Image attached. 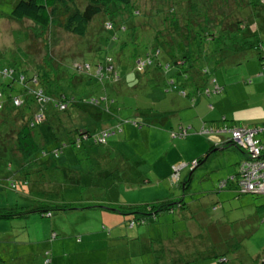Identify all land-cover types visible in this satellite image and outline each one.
Returning a JSON list of instances; mask_svg holds the SVG:
<instances>
[{
    "label": "rangeland",
    "instance_id": "rangeland-1",
    "mask_svg": "<svg viewBox=\"0 0 264 264\" xmlns=\"http://www.w3.org/2000/svg\"><path fill=\"white\" fill-rule=\"evenodd\" d=\"M14 1L0 0V67L17 64L21 47L29 43L26 39L32 23L25 20L22 24L6 17ZM138 2L143 3L141 8L147 9L158 5L159 0ZM51 32L50 49L57 57L85 48L80 39L69 33L53 29ZM44 41L43 38L35 41V60H40L44 53ZM92 49L88 51L91 53ZM109 53L114 55L112 50ZM84 57L89 60V56ZM135 61L131 50H126L118 60L120 81L114 83L119 88V93L113 95L115 116L102 123V127L112 131L106 144L93 145L86 151L71 149V153L67 147L64 154L52 157L57 168H22L27 159L21 162L9 155L0 156V211L9 206L25 210L36 204L44 205L43 202L152 204L169 201L172 186L176 188L178 199L185 193L184 201L192 204L186 209L192 216L186 215L182 221H186L190 229L170 233L162 228V235L160 228H146L157 224L154 220L129 226L127 216L106 208L50 210L51 217L35 211L26 218L13 220L16 222L14 228H5L0 221V230L10 229L0 233V264H50L44 259L45 250L67 264H247L250 262L247 254L258 253L264 248L263 211H257V218L253 208L255 199L258 197L257 202H264V197L240 195L246 202L237 198L221 199L228 186L220 190L218 184L229 178L227 170L229 174L233 172L229 167L233 153L226 149L222 154L212 152L203 166L199 165L192 172L194 179L190 187L187 176L190 157L208 149L206 138L217 133L202 132L203 129H215V123L250 127L264 123V72L255 75L261 71L259 57L255 52H248L215 69L207 62L223 90L197 97L194 87L182 84L186 77L182 69L171 66L166 70L165 60L160 58L164 68L154 70L157 67L154 64L137 72ZM170 78L174 79L177 89H170ZM186 78L185 81H189ZM182 88L186 92L178 91ZM184 131L185 135H179ZM175 133L179 134L173 135ZM228 148H235L239 153L243 151L235 145ZM78 156L80 160H76ZM170 162L175 163H171L170 174L169 171L166 174ZM175 166H182L179 183L171 177ZM24 177L31 181L22 191ZM13 183L16 185L12 188ZM87 214H101L104 224L101 225L99 215ZM168 215L160 213L158 221ZM114 219L121 224L112 227ZM52 222L64 227L55 230L57 238H64L59 246L57 241H47L51 229L47 227ZM212 227L222 230L218 231L219 241H214L209 230H205ZM251 228L259 229L248 236ZM118 231L123 238H119ZM167 234L171 237L164 241ZM230 237L241 238L239 242L236 239L235 245L240 246L236 250L230 249ZM82 238V244L77 247L74 240L79 242ZM34 247L37 250H33ZM236 251L238 255L233 254ZM207 256L213 259H199Z\"/></svg>",
    "mask_w": 264,
    "mask_h": 264
},
{
    "label": "trees",
    "instance_id": "trees-1",
    "mask_svg": "<svg viewBox=\"0 0 264 264\" xmlns=\"http://www.w3.org/2000/svg\"><path fill=\"white\" fill-rule=\"evenodd\" d=\"M139 3L138 0L14 1L6 17L22 24L27 20L32 25L26 39L29 43L21 47L18 63L0 67V156L9 155L21 162L27 159L22 168H57L52 157L64 154L67 147L71 153V149L86 151L93 145L106 144L112 131L102 127V123L115 116L113 95L119 93V88L114 83L120 81L117 65L126 50H131L137 72L154 64L157 65L154 70L164 66L166 70L171 66L182 69L189 80L185 81V77L182 84L194 87L196 97L221 92L223 87L218 85L213 70L248 52H255L259 57L261 71L257 74H263L264 0H163L162 4L159 0L158 5L147 9L141 8L143 3ZM51 29L75 36L85 48L60 57L53 55L48 40L52 38ZM40 38L45 39L46 48L41 59L35 60V41ZM89 48H93L91 53ZM84 56H89V60ZM160 58L165 60L164 66ZM207 62L212 63L214 69ZM168 83L172 86L170 89H177L173 78ZM178 91L186 92L183 88ZM228 144L229 141L225 143ZM203 159L205 156L197 157L188 164L196 161L198 165ZM76 160H80V156ZM242 160L235 176L221 181L218 187L222 190L233 182L236 196H264L239 191ZM30 181L22 178V191ZM180 203L181 200L171 199L135 205L43 202L44 205L36 204L25 210H19L18 206L3 208L0 219L25 217L35 211L51 217L50 210L106 208L127 216V224L134 226L148 220L157 221L160 213ZM174 233L178 230L174 229ZM55 236L57 233L52 232V237ZM235 238L238 242L241 240ZM230 239V249L232 245L239 246L235 245L236 239ZM75 242L78 247L79 242ZM50 254L49 250L44 252V259L49 263ZM263 257L264 253L258 258Z\"/></svg>",
    "mask_w": 264,
    "mask_h": 264
},
{
    "label": "crops",
    "instance_id": "crops-1",
    "mask_svg": "<svg viewBox=\"0 0 264 264\" xmlns=\"http://www.w3.org/2000/svg\"><path fill=\"white\" fill-rule=\"evenodd\" d=\"M255 75H258V74H255ZM263 75V74H262ZM260 76V75H259ZM214 127H216V129H221V128H223V127H230L229 125H227V124H225V123H222V125L220 124V123H215V125H213ZM231 126H240L239 124H232ZM162 132V131H161ZM228 137H229V134H227V132L226 131H218L217 133H214V134H212L211 135V137H209V138H206V141H207V143H209V148L208 149H206L205 151H203L202 153H197V155H192L190 158L191 159H193V158H196V156H198V155H202V157H204L205 156V159H203V161L202 162H200L192 171H189V174L187 175L188 176V185H189V187H190V185L192 184V182H193V179H194V175L192 174V172L199 166V165H202V164H204L205 163V160H206V158H208V156H210V154H212V152L214 153V152H218V153H224V151H225V149L227 150V151H229V152H231V153H233V157L230 159V165H229V167H232V170H233V172L231 173V174H229V170H227V174H228V176L230 175V176H235V174H236V171H237V166H238V163L242 160V159H244V157H245V153L243 152V151H240V153L234 148V149H232V148H228L229 146H234L232 143H230V144H228V145H225V143H227L228 142ZM222 147V148H221ZM213 148H219V149H217V150H215V151H212V149ZM229 149V150H228ZM190 159V160H191ZM171 163H173V162H170L169 164H170V166L168 167V165H167V170H166V174L168 173V171H169V174H170V167L172 166V164ZM175 163V162H174ZM173 163V164H174ZM207 163V162H206ZM203 166V165H202ZM215 167H218V166H216V165H214ZM221 167H223V166H221ZM210 170H211V168L210 167H208ZM181 171V170H180ZM203 174V173H202ZM181 175H182V173L180 172V177H181ZM179 180H180V178H179ZM178 180V183L180 182ZM187 181V180H186ZM184 186V184H182V187ZM176 188L175 187H172L171 186V188H170V191H169V193H170V197H171V200L172 201H178V200H181V203L180 204H177V205H175V206H173L172 208H171V210L170 211H168L167 213L169 214L167 217H164L163 218V220L162 221H158V219H157V221H154V222H156L157 224H152V225H149V226H146V228H160V231H161V234L163 235L164 234V230H166V231H168V232H170V233H174V229H177L178 230V233L179 232H183L184 230H187V229H190V227L191 226H187V224H186V221L185 222H183L182 223V221H184V219L185 218H187V216L189 215V216H192L190 213L188 214L187 212H186V209L187 208H189L192 204H190V203H187L186 201H184V198H185V193H183L182 195H181V197H180V199H178L177 198V196L178 195H176L177 193H176V190H175ZM184 189V188H183ZM261 197H264V196H261ZM232 198H237V199H239V200H243V201H245L246 202V198H240V196H236V192H235V183H230L229 185H228V190H227V192H225L224 194H223V196H221V199H222V201H229V200H231ZM258 199V197L255 199V201H254V205H253V208H255L254 209V211H255V215L257 216V218H259V215L257 214V211H263V219H264V202H257L256 200ZM247 201H249V200H247ZM116 204H125V203H123V202H121V203H119V202H117ZM127 204H133V203H127ZM247 204V203H246ZM248 205V204H247ZM98 210H100V209H102V208H97ZM87 215H95V216H98L99 214H87ZM101 215V214H100ZM98 216V218H99V220H100V223H101V225L102 224H104V221L102 220V219H104V218H102L101 219V216ZM187 215V216H186ZM52 216V215H51ZM23 218H26V217H19V218H12V219H0V221H2L1 223H3L4 225H5V228H14L13 227V224L14 223H16V222H13V220H15V219H23ZM5 221V222H4ZM121 224V221H119V220H117V219H114L113 220V222H112V227L113 226H116V225H120ZM4 228V227H3ZM47 228H51L50 229V233H49V237L47 238V241H50V242H54V241H57V246H59L60 245V242L62 241V240H64V238H57V236H55V238H53L52 237V232H56L55 230H57L56 228H64V227H58V226H56L53 222L52 223H50L49 225H48V227ZM162 228H164V230L162 229ZM201 229V228H200ZM206 229V231H207V229L209 230L208 232L210 233V235H211V237L215 240V241H219V238H220V236H218V231H222L220 228H205ZM259 228H251L250 229V233L248 234V236H251V235H253L255 232H257V230H258ZM7 231H10V229L9 230H7ZM7 231H2V230H0V233H4V232H7ZM118 233L120 234V236H119V238H123L124 237V235H122V232H120V231H118ZM200 233V232H199ZM253 233V234H252ZM51 236V237H50ZM171 237V234H167L165 237H164V241H166L168 238H170ZM251 238V237H250ZM76 240H74V242H75ZM82 242H83V238L79 241V243H78V245H80V244H82ZM76 243V242H75ZM264 244V243H263ZM233 246V248L231 247V249H234V250H236L237 248H239L240 246H234V245H232ZM33 250H37L36 249V247H34V249ZM46 251V250H45ZM44 251V252H45ZM50 251V250H49ZM238 251V250H237ZM237 251L236 252H234L233 254L234 255H238V253H237ZM50 253L52 254V252L50 251ZM262 253H264V248L260 251V252H258V253H253V254H247V257L249 258V263H247V264H259L258 263V257H260V255L262 254ZM50 254V255H51ZM215 255V253H212V256H214ZM52 257V256H51ZM26 258H27V255H26ZM33 258V256H30V259H32ZM199 259H202L201 261H204V259L205 260H209V261H211L210 259H213L212 257H209V256H207V257H203V258H199ZM198 259V260H199ZM220 261H222L221 259H220ZM223 261H225V259L223 260ZM50 264H67L66 262H65V260L64 259H59L58 260V258H56L55 257V255L52 257V261L50 262ZM240 264H241V262H240Z\"/></svg>",
    "mask_w": 264,
    "mask_h": 264
},
{
    "label": "built area",
    "instance_id": "built-area-1",
    "mask_svg": "<svg viewBox=\"0 0 264 264\" xmlns=\"http://www.w3.org/2000/svg\"><path fill=\"white\" fill-rule=\"evenodd\" d=\"M218 131L228 132V141L242 149L246 154V158L239 165V191L264 194V123L252 127L234 126L229 128L223 127V129L212 128L202 130V132L206 133ZM184 132L181 135H184ZM185 165L183 164L182 166ZM196 165L197 162L193 161L189 165V169L192 170ZM182 166L173 167L171 175L173 180L176 181L178 179V172ZM261 263L264 264V257L261 258Z\"/></svg>",
    "mask_w": 264,
    "mask_h": 264
},
{
    "label": "water",
    "instance_id": "water-1",
    "mask_svg": "<svg viewBox=\"0 0 264 264\" xmlns=\"http://www.w3.org/2000/svg\"><path fill=\"white\" fill-rule=\"evenodd\" d=\"M221 148H222V147H221ZM217 149H219V148H213L212 151H215V150H217Z\"/></svg>",
    "mask_w": 264,
    "mask_h": 264
},
{
    "label": "clouds",
    "instance_id": "clouds-1",
    "mask_svg": "<svg viewBox=\"0 0 264 264\" xmlns=\"http://www.w3.org/2000/svg\"><path fill=\"white\" fill-rule=\"evenodd\" d=\"M234 145V144H233ZM179 177V176H178Z\"/></svg>",
    "mask_w": 264,
    "mask_h": 264
}]
</instances>
